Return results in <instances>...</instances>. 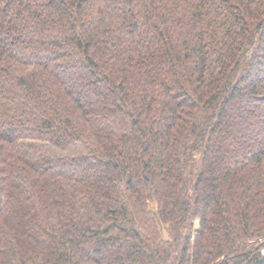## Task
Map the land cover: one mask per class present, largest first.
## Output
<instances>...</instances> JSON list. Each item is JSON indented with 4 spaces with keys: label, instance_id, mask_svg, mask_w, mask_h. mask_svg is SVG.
Instances as JSON below:
<instances>
[{
    "label": "trees",
    "instance_id": "obj_1",
    "mask_svg": "<svg viewBox=\"0 0 264 264\" xmlns=\"http://www.w3.org/2000/svg\"><path fill=\"white\" fill-rule=\"evenodd\" d=\"M263 248L264 0H0V264Z\"/></svg>",
    "mask_w": 264,
    "mask_h": 264
},
{
    "label": "rangeland",
    "instance_id": "obj_2",
    "mask_svg": "<svg viewBox=\"0 0 264 264\" xmlns=\"http://www.w3.org/2000/svg\"><path fill=\"white\" fill-rule=\"evenodd\" d=\"M196 224H197V222H196ZM263 251H264V248H263Z\"/></svg>",
    "mask_w": 264,
    "mask_h": 264
}]
</instances>
